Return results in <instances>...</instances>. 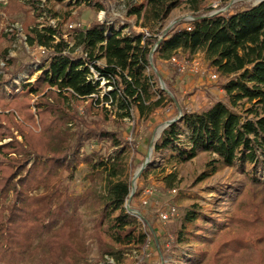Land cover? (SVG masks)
<instances>
[{
	"label": "trees",
	"instance_id": "obj_1",
	"mask_svg": "<svg viewBox=\"0 0 264 264\" xmlns=\"http://www.w3.org/2000/svg\"><path fill=\"white\" fill-rule=\"evenodd\" d=\"M52 1L65 0L0 1V11L9 16L32 10L35 20L23 26L26 40L49 50L44 61L50 57L36 81H17L26 66H18L10 48L3 47L13 31L0 32V264H86L94 243L101 261L121 264L128 246L144 247L151 234L165 258L167 247L149 219L144 215L146 231H139L141 224L126 208L131 183L121 152L129 142L127 120L135 121L136 114L150 119L158 109L178 104L157 83L163 80L177 97L179 68L167 63L165 75L157 65L181 52L206 53L209 66L225 80L220 85L224 99L210 100L199 111L179 108L181 119L153 142L154 152H171L167 160L174 170L166 184L174 186L177 166L200 151L210 154L214 170L217 164L238 162L246 184L229 195L232 209L219 217L200 205L187 211L180 229L166 233L169 246H195L178 264H264L263 195L259 199L264 188V1L214 13L210 0H131L128 15L151 28L162 25L179 5L194 11V19L160 31L163 38L135 32L130 23L119 25L108 12L104 20L71 31L64 27L73 18L71 10L45 15ZM86 2L106 10L99 1ZM40 17L57 19V25L41 23ZM77 47L82 56H74ZM154 48L157 69L151 73ZM103 80L112 87L104 95ZM80 103L86 104L83 113ZM240 105H248L246 117L234 109ZM96 145L113 150L103 155L102 148L93 149ZM81 163L92 172V186L79 195L63 190V174L73 179ZM82 206L95 215L91 227Z\"/></svg>",
	"mask_w": 264,
	"mask_h": 264
},
{
	"label": "rangeland",
	"instance_id": "obj_2",
	"mask_svg": "<svg viewBox=\"0 0 264 264\" xmlns=\"http://www.w3.org/2000/svg\"><path fill=\"white\" fill-rule=\"evenodd\" d=\"M8 2V0H0ZM87 0H82L79 4L70 0L64 2L52 1L46 5L45 15L58 16V13H64L67 9L73 13V18L68 20L64 27H68L71 23H82V27L85 28L91 21L99 19L102 11L108 12L110 17L115 23L121 25L122 23H130L132 30L135 32H144L146 29L153 35H160V31L174 26L176 23L184 20H192L194 11L190 10L185 4L179 5L170 14L162 25H155L154 27L143 26L142 20H138L136 17L128 15V4L131 0H96L99 1L106 10H95L87 5ZM139 1V0H135ZM261 0H210L209 4L213 5L215 11H224L228 7L244 8L257 4ZM209 4L206 5L208 8ZM228 5V6H226ZM25 9L28 12H25ZM205 9H202L204 12ZM213 12V11H212ZM211 12V13H212ZM0 32H11V36L4 42L5 48L9 47L11 55L17 58L18 66H26L23 73L19 74L17 81L21 82H34L41 75V68L45 67L50 59L44 61V56L37 49V45L31 46L25 36L23 26L27 21L32 22L33 16L32 10L29 7L24 8L21 12L16 13L14 16L6 15L0 11ZM60 19V18H59ZM58 19V21H59ZM194 19V17H193ZM43 23L47 24L45 20ZM13 28V29H11ZM126 31V30H125ZM72 32L65 34L66 38H69ZM145 33V32H144ZM14 36V37H13ZM72 43V41H71ZM73 44V43H72ZM73 46V45H71ZM74 56H82L83 52L81 47H77ZM40 57V58H39ZM178 62L187 63V68L182 71L177 63L172 59L167 62L165 60L158 61L157 68L163 70L165 75L169 74L167 69V63L173 67L179 68L177 81L174 83L177 87V97L172 90L164 82L163 85L159 79L157 88H160V92L171 99L178 100V104H169L165 108L158 109L150 119H139L136 114L135 121L127 120V130L124 131V137L127 144L122 147V158L126 164L127 177L132 182L135 173L146 159L149 151L151 141L155 138L154 142L160 137L161 130L167 119L178 117V110L181 107H186L193 111H199L207 107L215 98L224 99V91L220 88L221 83L225 80L222 78H210V75L215 73V70L209 66L205 52H199L194 56H190L186 53H179L175 56ZM39 58V59H38ZM198 63L199 71H193V62ZM152 62H154L152 60ZM3 64V63H2ZM154 64V63H153ZM41 65V66H40ZM156 65L151 66V73H156ZM94 77L99 79L98 74L95 72ZM163 81V80H162ZM173 85V86H174ZM100 90L102 95L112 90V87L107 84L106 80L101 82ZM226 99V98H225ZM35 101V100H34ZM86 104H78L77 108L82 113ZM246 107L242 105L234 107V109L244 117L246 114ZM251 117V116H250ZM129 139V140H128ZM102 148L103 155L113 150L108 145L93 146L95 151ZM171 156V152L168 150L165 152H154V147L151 156V162L148 168L145 170L146 175L138 179L135 196L130 202L135 209L139 212L134 217L139 221V231L145 233L146 223L144 215L149 219L152 224V228L156 229L155 234L161 238L160 244L166 248L165 258L161 256L160 250L154 239V234L148 237V244L144 247L132 244L128 246L125 255V260L121 264H178L180 257L183 254L189 255L193 253L195 246L193 245H179L176 248L169 246L168 236L171 233L179 230L185 213L192 209L195 205H200L205 213H213L216 216H220L223 212L230 211L232 209V201H230L229 195H233L239 191L241 184H246L244 181V175L238 171V162L233 166L221 167L217 164V169L214 170L212 158L209 153L200 151L199 154L190 161L177 166L179 170V179L172 187H168L165 181V177L174 170V166L171 162H168V158ZM91 170L84 163H81L77 170L74 172L73 179H70L69 173L65 172L63 175L62 189L68 190L72 194H82L92 186ZM258 174H263L259 171ZM244 181V182H243ZM241 183V184H240ZM102 185V183L100 184ZM150 190L151 193L146 191ZM264 197V188L259 189V199ZM262 200V199H261ZM176 208V213L169 220H162L160 213L168 208ZM81 211L84 215L86 225L92 226V219L95 217L92 209L86 210L84 206L81 207ZM150 230V229H149ZM152 231V230H151ZM109 263H114L115 260L112 257H108ZM86 264H106L101 261L99 257V251L96 243L92 247V252L87 259ZM239 264H245V260H241Z\"/></svg>",
	"mask_w": 264,
	"mask_h": 264
},
{
	"label": "built area",
	"instance_id": "obj_3",
	"mask_svg": "<svg viewBox=\"0 0 264 264\" xmlns=\"http://www.w3.org/2000/svg\"><path fill=\"white\" fill-rule=\"evenodd\" d=\"M105 16H106V13H105L104 11H102L101 14H100L99 19H100V20H104V19H105ZM39 21H40L41 23H43V22L45 21V18H44V17H40V18H39ZM48 24H51V25L56 26V25H57V19H50L49 22H48ZM122 24H123V23H122ZM42 26H43V25H42ZM68 28H69L71 31H73V30H75V29L83 28V27H82V23L79 22V23H71L70 25H68ZM189 29H191V28H189ZM126 31H128V28L126 29ZM144 32H145L146 36H149V37H150V36L153 35V34L150 33V31L147 30V29H146ZM157 36H159L160 38H163V36H161V35H157ZM71 45H73V44L71 43ZM35 47H37V49L39 50V52L42 53V54L40 55V57H41L42 55H45V54H47V53L49 52V50H48L47 48H45V47H42V46H35ZM83 54H84V53H83ZM83 54H82V55H83ZM40 57H39V58H40ZM39 58H38V59H39ZM172 61L175 62V63H177L178 66L180 67V69H181L182 71H184V70L187 68V66H188L187 63H181V62H178L177 59H176V57H173V58H172ZM192 65H194V67H193L192 70L198 72V71H199L198 63H196V62L194 61V62L192 63ZM92 71H93L94 74H95V71H94L93 68H92ZM210 78L215 79V78H218V76H217L215 73H213V74L210 75ZM146 192H147V193H151L150 190H147ZM175 213H176V208H175V207L168 208V209H166V210L161 211V213H160V217H161L162 220L166 221V220H169L170 217H172L173 215H175Z\"/></svg>",
	"mask_w": 264,
	"mask_h": 264
},
{
	"label": "water",
	"instance_id": "obj_4",
	"mask_svg": "<svg viewBox=\"0 0 264 264\" xmlns=\"http://www.w3.org/2000/svg\"><path fill=\"white\" fill-rule=\"evenodd\" d=\"M262 1H264V0L259 1V2H258L257 4H255V5H258V4L261 3ZM217 12H219V11H216V12H214V13H217ZM191 19H193V17H192ZM171 27H173V26L171 25ZM171 27L167 28L166 31H167L168 29H170ZM154 51H155V48L152 50V54H151V63H152V66H153V67H154V64H153V62H152V58H153L152 56H153ZM161 83H162L163 88H164V81L161 80ZM164 89H165V88H164ZM181 117H182V113H180V114L178 115V117H175V118H173V119H171V120H168V121L165 123V126H163L162 130H163L165 127L171 125L172 123H174V122L180 120ZM162 130H161L160 132H162ZM154 140H155V138H153V141H151L150 151H149V153H148L146 159L144 160V162L142 163V165L139 167V169H138L137 172L135 173L134 178H133V180H132V182H131V193H130L129 199H128V201H127V204H126V208H127V210H128L129 212H131L133 215H138L139 212H138L137 210L131 208V206H130V202H131V200H132V198H133V196H134V194H135V192H136V187H137L136 184H137L138 179H139L140 176L145 172V170L148 168V166H149V164H150V162H151V156H152V151H153V147H154V146H153V142H154Z\"/></svg>",
	"mask_w": 264,
	"mask_h": 264
}]
</instances>
